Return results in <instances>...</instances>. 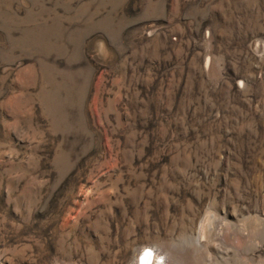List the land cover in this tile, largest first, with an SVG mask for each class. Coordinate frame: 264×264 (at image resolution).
I'll return each instance as SVG.
<instances>
[{"label": "rangeland", "instance_id": "obj_1", "mask_svg": "<svg viewBox=\"0 0 264 264\" xmlns=\"http://www.w3.org/2000/svg\"><path fill=\"white\" fill-rule=\"evenodd\" d=\"M162 247L264 264V0H0V264Z\"/></svg>", "mask_w": 264, "mask_h": 264}, {"label": "bare ground", "instance_id": "obj_2", "mask_svg": "<svg viewBox=\"0 0 264 264\" xmlns=\"http://www.w3.org/2000/svg\"><path fill=\"white\" fill-rule=\"evenodd\" d=\"M209 212V211H208ZM214 212V211H213ZM217 214V213H216ZM218 217V216H217ZM216 217V218H217ZM215 216L213 215V214H211V213H207V214H205L204 215V218H203V220L202 221H200L201 222V224H200V227H199V233H197L198 234V237H199V239L197 240V241H199V243L200 244H202L201 246H203V245H206V243H209V241H210V239H212L214 236H216V237H219V239L220 238H223L224 236H227L228 234H226V226L224 227V224H222L221 225V227H220V229H215V226H216V224H215ZM217 222V221H216ZM224 223V222H223ZM244 224V223H243ZM235 226V225H234ZM245 226V225H244ZM232 228V227H231ZM231 228L229 229L230 230V232H231ZM234 228H236V227H234ZM228 230V231H229ZM238 230H240V228L238 229ZM229 232V233H230ZM232 233H233V230H232ZM234 234V233H233ZM237 234V233H236ZM235 234V235H236ZM234 235V236H235ZM238 235H240V234H238ZM237 235V236H238ZM233 236V235H232ZM235 237V238H238V237ZM242 236V235H241ZM245 238H246V236H244ZM250 237V236H249ZM225 238V237H224ZM229 238V237H228ZM227 238V239H228ZM235 238H234V240H235ZM217 239V238H216ZM243 238H241V240H242ZM246 239H248V238H246ZM226 240V239H225ZM239 240V239H238ZM195 241H196V239H195ZM224 241V240H223ZM230 241V240H229ZM240 241V240H239ZM242 241H244V240H242ZM245 241H247V240H245ZM244 241V242H245ZM212 242V241H211ZM214 242V241H213ZM216 242V241H215ZM220 242V241H219ZM225 242V241H224ZM230 242H232V241H230ZM229 242V243H230ZM195 243V242H194ZM197 243V242H196ZM236 243H237V240H236ZM199 244V245H200ZM209 245V244H208ZM210 245L212 246L213 244H211L210 243ZM214 245H216L217 246V244H214ZM213 245V246H214ZM229 245H232V244H229ZM244 245V244H243ZM190 246V245H189ZM196 246V245H195ZM195 246H193V247H195ZM233 246V245H232ZM241 246V245H240ZM192 247V246H191ZM197 247V246H196ZM205 248V247H204ZM186 249V248H185ZM184 249V250H185ZM195 249H198V248H195ZM207 249V248H206ZM216 249V248H215ZM235 249H237V248H235ZM241 249V248H240ZM138 250V249H137ZM200 250V249H199ZM205 250V249H204ZM203 250V251H204ZM170 251V250H169ZM198 251V250H197ZM207 251H209V250H207ZM185 252V251H184ZM193 252V251H192ZM196 253V250H195V252H194V254ZM197 253H199V252H197ZM205 253H206V251H205ZM207 253H210V252H207ZM206 253V254H207ZM193 254V255H194ZM205 254V255H206ZM211 254V253H210ZM209 254V255H210ZM171 254H169L168 252H167V250L165 249V248H143V249H139L138 251H136V254L134 255V257H133V259H132V261L130 262V264H179L178 262H176V261H174L172 258H171V256H170ZM208 255V254H207ZM198 257V256H197ZM200 258V257H199ZM210 258H211V256H210ZM209 258V259H210ZM188 259H190V256H189V258ZM198 259V258H197ZM204 259V258H203ZM202 259V260H203ZM200 260V259H199ZM202 263V262H201Z\"/></svg>", "mask_w": 264, "mask_h": 264}]
</instances>
